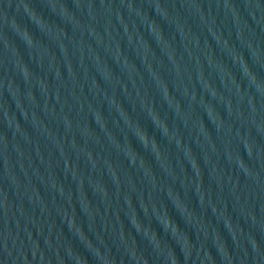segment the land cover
I'll use <instances>...</instances> for the list:
<instances>
[{
    "label": "water",
    "instance_id": "water-1",
    "mask_svg": "<svg viewBox=\"0 0 264 264\" xmlns=\"http://www.w3.org/2000/svg\"><path fill=\"white\" fill-rule=\"evenodd\" d=\"M0 264H264V0H0Z\"/></svg>",
    "mask_w": 264,
    "mask_h": 264
}]
</instances>
